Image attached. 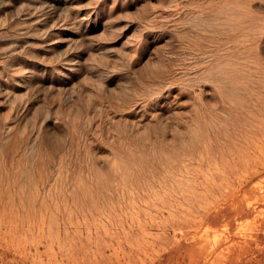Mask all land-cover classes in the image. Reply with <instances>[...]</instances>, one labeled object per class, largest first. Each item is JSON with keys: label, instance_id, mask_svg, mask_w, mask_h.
I'll use <instances>...</instances> for the list:
<instances>
[{"label": "rangeland", "instance_id": "obj_1", "mask_svg": "<svg viewBox=\"0 0 264 264\" xmlns=\"http://www.w3.org/2000/svg\"><path fill=\"white\" fill-rule=\"evenodd\" d=\"M0 264H264V0H0Z\"/></svg>", "mask_w": 264, "mask_h": 264}]
</instances>
